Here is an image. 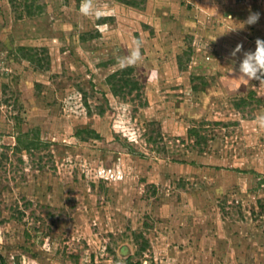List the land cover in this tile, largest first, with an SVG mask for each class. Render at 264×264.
<instances>
[{"label":"rangeland","instance_id":"374dc122","mask_svg":"<svg viewBox=\"0 0 264 264\" xmlns=\"http://www.w3.org/2000/svg\"><path fill=\"white\" fill-rule=\"evenodd\" d=\"M81 3L0 0V264H264V0Z\"/></svg>","mask_w":264,"mask_h":264},{"label":"clouds","instance_id":"9594fccd","mask_svg":"<svg viewBox=\"0 0 264 264\" xmlns=\"http://www.w3.org/2000/svg\"><path fill=\"white\" fill-rule=\"evenodd\" d=\"M80 12L86 16L99 15V10L95 8L94 0H82ZM259 18L260 14L258 12H250L248 18L243 23L253 25L258 22ZM255 45V51H243V44H237L230 53L234 58L238 53H242L243 56L239 63V78L237 80L249 82L252 79H258L264 82V79H262L264 77V40L257 38ZM142 47L143 41L139 38L134 39L133 47L129 55L118 60L121 67L135 66L139 63L142 60ZM256 124L259 128L264 129V111L257 115Z\"/></svg>","mask_w":264,"mask_h":264}]
</instances>
